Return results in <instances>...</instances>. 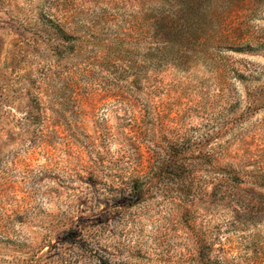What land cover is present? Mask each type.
<instances>
[{
    "label": "rangeland",
    "instance_id": "374dc122",
    "mask_svg": "<svg viewBox=\"0 0 264 264\" xmlns=\"http://www.w3.org/2000/svg\"><path fill=\"white\" fill-rule=\"evenodd\" d=\"M264 264V0H0V264Z\"/></svg>",
    "mask_w": 264,
    "mask_h": 264
},
{
    "label": "trees",
    "instance_id": "16d2710c",
    "mask_svg": "<svg viewBox=\"0 0 264 264\" xmlns=\"http://www.w3.org/2000/svg\"><path fill=\"white\" fill-rule=\"evenodd\" d=\"M103 264H105V263H103Z\"/></svg>",
    "mask_w": 264,
    "mask_h": 264
}]
</instances>
